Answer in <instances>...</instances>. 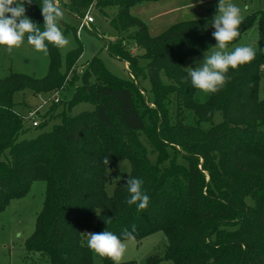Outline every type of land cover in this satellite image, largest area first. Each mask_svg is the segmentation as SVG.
I'll return each mask as SVG.
<instances>
[{"label": "trees", "instance_id": "obj_1", "mask_svg": "<svg viewBox=\"0 0 264 264\" xmlns=\"http://www.w3.org/2000/svg\"><path fill=\"white\" fill-rule=\"evenodd\" d=\"M144 1L156 0H65L59 5L79 18L91 6L100 12L117 6L110 25L119 36L130 32L144 49L134 55L117 41L107 45L112 56L126 63L129 79L112 74L98 56L86 62L80 75L79 41L66 53L63 69L59 49L48 44L46 75L13 72L0 78V211L11 199L24 196L34 180L46 182L27 248L45 255L49 264H94L86 231L108 230L119 237L133 225L136 240L156 231L165 236L163 254L149 256V264H264V98H259L264 10L255 14V58L230 69L218 92H204L206 98L197 101L203 92L191 85L182 60L216 44L214 29H204L213 16L179 21L150 36L146 24L129 12ZM38 3L25 6L43 30ZM254 19L244 17L240 35L230 43ZM140 77L149 79L151 96L137 83ZM64 83L73 91L69 99L58 101L65 105L57 114L60 122L20 139L26 120L14 109V92L51 93ZM78 103L92 108L66 111ZM53 104L44 115L38 113L40 121L33 128L46 123ZM187 113L193 124L185 123ZM216 114L221 116L218 122L213 121ZM122 159L130 163L128 178L144 181L149 204L143 210L126 203L128 178L112 194L106 192L111 167ZM107 218L110 223L104 222ZM101 261L113 264L108 258Z\"/></svg>", "mask_w": 264, "mask_h": 264}, {"label": "rangeland", "instance_id": "obj_2", "mask_svg": "<svg viewBox=\"0 0 264 264\" xmlns=\"http://www.w3.org/2000/svg\"><path fill=\"white\" fill-rule=\"evenodd\" d=\"M65 0H57L61 5ZM242 9L244 17L254 15L251 26L245 30L240 38L229 44V50L233 46L242 44L252 46L257 50L258 40V17L255 15L258 11L264 10V0H233ZM218 0H156L136 3L129 8V12L140 18L147 26L150 36H156L162 32L168 25L179 21L203 18L213 16L217 12L216 5ZM26 7V15L29 16ZM60 7V6H59ZM62 8V7H60ZM63 9V8H62ZM90 9V10H89ZM88 10V11H87ZM63 19L59 21V27L66 38L69 39V45L64 49H59L61 55V68L65 67L66 53L72 49L76 42L82 45V53L77 62V72L81 75L84 72L86 62L93 56H98L105 68L112 74L123 79H129V71L123 60L112 56L107 51L109 43H119L121 47L130 50L134 55L144 54V49L137 46L134 37H130V32L119 34L112 28L109 20L116 14L117 6L113 5L98 11L95 7L87 8L86 12L92 16L93 22L87 27H83L79 33L77 27L81 18L76 14L64 10ZM85 12V13H86ZM86 13V14H87ZM213 46L198 55H188L182 60V68L187 71L188 67H195L196 61L204 57V53L210 54ZM147 60H141L143 65ZM48 54L34 50L33 46L28 44L25 39L19 47L7 50L0 47V78L13 72L25 73L35 77H43L48 71ZM161 78L165 79L163 73ZM143 88L146 96H151L150 82L147 77H140L137 81ZM73 87H67L64 83L62 89L58 92V98L62 101L69 99ZM201 91V90H200ZM203 92V91H201ZM200 92V93H201ZM207 94V93H206ZM206 94H197L196 100L203 101ZM49 98L46 92L34 93L30 89L18 90L13 94L14 109L24 115L28 108H36L43 104L45 99ZM259 98H264V77L261 79L259 87ZM61 102L53 104L46 123L39 128L30 126V121L26 120L24 125L27 130L20 136V139H30L37 136L40 132L49 131L60 122L59 115L62 109H65ZM51 104H44L40 115H44ZM89 103L75 104L71 109L66 110L71 114H76L84 110L91 109ZM44 111V112H43ZM221 120V116L216 114L214 122ZM194 119L190 113L186 114L185 123L193 124ZM208 128V125H202ZM4 158V156H2ZM130 172V163L127 159L117 161L109 172L110 182L106 185V192L110 195L116 185L124 182ZM46 182L44 180H34L28 192L20 197L13 198L6 207L0 211V264H49L48 258L42 253L27 248V239L34 230L36 217L40 212L45 198ZM247 203H252L250 198H246ZM92 233L87 230L85 234V243L87 244V234ZM126 244V253L121 261L132 264H149L147 258L154 254L162 255L164 252L165 236L162 231L153 232L140 240L124 241ZM92 252V251H91ZM94 264H102L101 258L92 252ZM158 264H172L170 261H161Z\"/></svg>", "mask_w": 264, "mask_h": 264}, {"label": "clouds", "instance_id": "obj_3", "mask_svg": "<svg viewBox=\"0 0 264 264\" xmlns=\"http://www.w3.org/2000/svg\"><path fill=\"white\" fill-rule=\"evenodd\" d=\"M37 2V0H36ZM33 0H0V47L12 50L27 40L34 50L47 54L48 44L58 49L69 45V39L64 36L59 21L63 19L64 11L59 7L57 0H40L39 8L43 16V30L38 24L26 15L25 5H31ZM203 3V0H200ZM217 12L211 18L209 25L214 29L212 36L216 41L210 54L204 53L195 67L187 68V78L191 85L205 93H216L226 83L229 70H236L240 66L251 62L256 55L255 49L246 44L233 46L229 50L230 42L240 35V25L244 20L242 9L233 0H218ZM105 163H108L107 158ZM144 181L138 177L127 179L129 206L135 205L137 210L147 208L149 195L143 188ZM110 223L111 218L104 219ZM136 228L124 230L118 237L112 231L103 230L98 233L87 234V247L98 257L108 258L113 264H121L126 253L125 240L135 239Z\"/></svg>", "mask_w": 264, "mask_h": 264}, {"label": "built area", "instance_id": "obj_4", "mask_svg": "<svg viewBox=\"0 0 264 264\" xmlns=\"http://www.w3.org/2000/svg\"><path fill=\"white\" fill-rule=\"evenodd\" d=\"M87 13V12H86ZM93 22V18L91 15H89V12L87 14H85L81 20H80V23L77 27V30H76V33L78 34L79 31L83 28V27H87L89 23ZM58 92L59 91H55V92H51V93H48L49 94V98L48 99H45L43 101V104H40L38 107L36 108H32L30 110H28L25 114H24V118L25 120H29L30 121V124L32 127H35L39 124V118H38V113L42 110V106L44 104H51V103H57L59 101V98H58Z\"/></svg>", "mask_w": 264, "mask_h": 264}, {"label": "crops", "instance_id": "obj_5", "mask_svg": "<svg viewBox=\"0 0 264 264\" xmlns=\"http://www.w3.org/2000/svg\"><path fill=\"white\" fill-rule=\"evenodd\" d=\"M89 25V24H88Z\"/></svg>", "mask_w": 264, "mask_h": 264}]
</instances>
